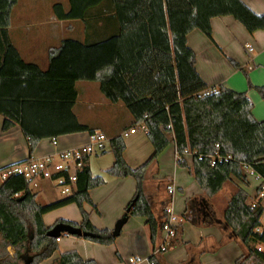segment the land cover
<instances>
[{
    "label": "trees",
    "instance_id": "1",
    "mask_svg": "<svg viewBox=\"0 0 264 264\" xmlns=\"http://www.w3.org/2000/svg\"><path fill=\"white\" fill-rule=\"evenodd\" d=\"M18 3L19 0H0V115L4 117L3 132L21 127L29 159L1 169L0 173L31 161L43 140L96 134L74 114L76 83L95 81L110 103L125 106L131 116L130 129L144 125L154 149L146 164L132 169L124 158L125 138L116 136L110 140L115 162L105 173L117 178L132 177L137 183L123 217L146 219L154 246L150 264H161L160 256L166 248H157L156 243L167 221L160 222L155 217L144 193V182L150 165L170 144H175L178 166L189 170L208 198L215 197L231 181L249 187L247 170L262 180L257 199L261 197L264 146L243 159L220 132L224 108L245 99L246 94L222 86L210 90L197 72L196 54L188 46L187 37L199 30L213 41L212 19L226 16L253 34L264 30V15L255 14L241 0H70L64 20L79 21L85 40L68 39L54 49L49 69L44 72L23 61L11 44L9 28ZM60 9L64 11L61 3L55 14ZM230 62L242 70L238 63ZM254 88L264 96V87ZM187 155L192 156L191 166ZM90 157L83 154L77 160L81 167L75 177L76 190L46 205L38 203L25 174L12 173L0 182V264H26L25 260L42 264L50 260L59 251V244L48 232L61 223L94 235L82 239L104 246L115 244L118 237L113 231L95 228L85 209L90 205L98 211L90 192L106 183L105 176H93ZM52 178L62 179L65 186L72 182L68 171ZM71 204L81 211V224L59 220L53 227L46 226L45 215ZM263 216L262 199L253 202L243 187L238 188L224 211L225 223L246 248L235 264H264V252L259 249L264 245ZM171 230L175 239L170 247L187 245L182 240V226ZM53 264L98 263L70 251L61 253Z\"/></svg>",
    "mask_w": 264,
    "mask_h": 264
},
{
    "label": "crops",
    "instance_id": "2",
    "mask_svg": "<svg viewBox=\"0 0 264 264\" xmlns=\"http://www.w3.org/2000/svg\"><path fill=\"white\" fill-rule=\"evenodd\" d=\"M241 1L255 14L264 15V0ZM39 16L45 18L35 21ZM53 17L52 5L45 16L42 5H23L19 0L13 10L9 28L11 44L23 61L37 65L44 72L49 69L50 53L54 49H59L68 39L80 42L85 40L84 27L78 24L79 21H58ZM211 26L213 41L201 31L194 30L187 37L188 46L195 52L197 72L210 90L222 86L246 94L245 99L224 108L220 132L233 151L239 157L247 159L264 146V96L254 88L264 87V30L251 34L231 16L214 18ZM230 60L238 63L242 70H237ZM76 90L78 96L74 114L81 124L96 130V134H69L56 140L41 141L32 160L41 162L49 158L50 162L42 171L32 174L30 189L37 194V201L41 205L69 196L76 190L75 177L79 168L75 154L83 153L93 143L94 136H101L105 147L102 152L94 155L97 159H92L93 155L90 157V166L93 176H105L106 183L90 192L98 211L90 205H86L85 209L95 228L113 231L133 199L137 183L132 177L117 178L105 174L115 162L110 150V140L119 135L124 136L127 145L124 158L132 169L146 164L154 149L147 138L144 125L137 126L136 132L131 133V116L127 109L122 104L110 103L102 94L98 82L79 81L76 83ZM3 122L4 117L0 115V170L29 159L28 144L21 127L15 126L8 132H3ZM186 158L191 166L192 156L187 155ZM21 167L25 170L28 164ZM62 171L69 172L72 182L68 186L63 185L62 179L52 178ZM246 174L249 187L231 181L215 197L208 198L189 170L178 166L174 143L159 156L157 162L150 165L144 182V193L155 217L160 222L167 221V210L172 208V227L190 223L197 228V238L187 240L182 236L187 245L176 247H170L175 237L168 239L164 229L156 243L157 248H166L160 256L161 264H203L202 257L206 253L216 256L219 251L228 247L230 254L217 256L210 264H235L244 256L246 249L241 247V242L225 223L224 211L240 187L248 192L253 202L262 199L264 203V190L257 199V189L262 180L250 170ZM171 186L175 187V192L170 191ZM227 187V196L223 201L218 200ZM249 189L254 192L250 193ZM218 202H223L224 205V210L221 209L220 213L215 209ZM59 220L81 224L83 218L76 204L44 216L47 227H53ZM187 229L190 230L189 225ZM58 244L59 251L42 264H53L61 253L70 251H76L83 259L94 260L98 264H150L149 258L154 254L150 228L146 219L140 217L129 219L121 235L111 246L66 235ZM263 248L264 245L259 246L262 251ZM10 252L13 253V250ZM228 259L229 262H226Z\"/></svg>",
    "mask_w": 264,
    "mask_h": 264
},
{
    "label": "rangeland",
    "instance_id": "3",
    "mask_svg": "<svg viewBox=\"0 0 264 264\" xmlns=\"http://www.w3.org/2000/svg\"><path fill=\"white\" fill-rule=\"evenodd\" d=\"M69 1L70 0H20V3L23 4V5H25L27 3L33 4V5H37V4L42 5V10H43V13L45 14V16L47 15L48 10L50 9V6L52 5L53 16H54L53 18L55 20H58V21H65L63 15L65 14V12L67 10L66 8L69 5ZM25 2H27V3H25ZM59 3H61L64 11H62V9H60V10H58V13L55 14V8L57 7V4H59ZM44 18L45 17H43V16L42 17L39 16V17H36L34 20L35 21L36 20H40L41 21ZM139 132L141 133V131H139ZM90 156L92 157V155H90ZM92 159H97V158L93 155ZM228 187L225 188V190L220 194V196L217 198L218 200H221V201L224 200V198L227 196V193H228V191H227ZM249 191H250V193H253L254 192L252 189H249ZM263 205H264V203H263ZM223 206H224L223 205V202H221V203L218 202V204L216 205V208H215L216 211L218 213H220ZM222 210H224V209H222ZM261 222H262V224L264 226V216L262 217ZM187 225H189L190 230L187 229ZM182 229L184 230V235L183 236H184V238H187V240H194L195 238H197V228L194 227L193 225H191L190 223H187V224L184 223V225L182 226ZM240 245H241V247H244L242 243ZM243 249H246V248L244 247ZM239 250H240V247H239ZM244 251L246 253V250H244ZM263 251H264V248H263ZM227 253L228 254L231 253L230 252V247H228L227 249H223V250L219 251V253L216 254V256H215V254L206 253V255H204L202 257V263L203 264H210L211 261L213 259H215L217 256H225ZM229 260L230 259H228L226 262H229Z\"/></svg>",
    "mask_w": 264,
    "mask_h": 264
},
{
    "label": "built area",
    "instance_id": "4",
    "mask_svg": "<svg viewBox=\"0 0 264 264\" xmlns=\"http://www.w3.org/2000/svg\"><path fill=\"white\" fill-rule=\"evenodd\" d=\"M136 130L132 129L131 133H135ZM93 143L91 145L88 146L87 149H85V151H83V153H76L75 157H76V161L78 159H80L82 157L83 154H87V155H95L97 152H102L104 147H105V143L103 141V138L100 136H94L92 139ZM50 162L49 158H45L43 159L41 162H36V161H29L28 167L27 169H23L21 166H15L10 170H6L0 173V182L6 180L8 178V176L12 173H21V174H25L27 179H29L30 181L32 180V174L38 171H42L44 168H46L48 166V163ZM77 167L80 168L81 164L77 163ZM171 192H175V187L171 186L170 188ZM168 213V219H167V227H166V231H167V238L170 239L172 237H174V233L171 230L172 224H173V210L172 208H169L167 210ZM58 243L61 241V239L57 240ZM133 262V260H131Z\"/></svg>",
    "mask_w": 264,
    "mask_h": 264
},
{
    "label": "water",
    "instance_id": "5",
    "mask_svg": "<svg viewBox=\"0 0 264 264\" xmlns=\"http://www.w3.org/2000/svg\"><path fill=\"white\" fill-rule=\"evenodd\" d=\"M129 218L122 217L115 225V228L113 230V234L116 237H119L122 233V230L124 226L127 224ZM62 235L66 236H76V237H93L94 235L92 233H89L79 227H75L68 224H58L55 227H53L49 232L48 236L51 238L59 239ZM29 260H25L26 264H29Z\"/></svg>",
    "mask_w": 264,
    "mask_h": 264
}]
</instances>
